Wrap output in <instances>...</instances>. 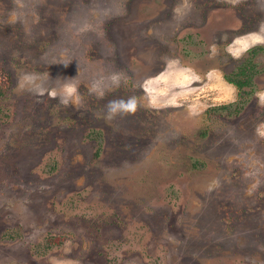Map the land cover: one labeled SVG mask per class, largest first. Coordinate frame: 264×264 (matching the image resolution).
Instances as JSON below:
<instances>
[{
	"label": "rangeland",
	"instance_id": "obj_1",
	"mask_svg": "<svg viewBox=\"0 0 264 264\" xmlns=\"http://www.w3.org/2000/svg\"><path fill=\"white\" fill-rule=\"evenodd\" d=\"M263 110L264 0H0V264H264Z\"/></svg>",
	"mask_w": 264,
	"mask_h": 264
},
{
	"label": "flooded vegetation",
	"instance_id": "obj_2",
	"mask_svg": "<svg viewBox=\"0 0 264 264\" xmlns=\"http://www.w3.org/2000/svg\"><path fill=\"white\" fill-rule=\"evenodd\" d=\"M239 74L245 77V78L242 79V80H243V81L245 80L246 82H244V84H243V85H240V86H238L235 82H233V84H234L237 88H240V90H242V88H243V93H244L245 90H249V89H250L251 84L248 82V80H247V79H248V75H246L245 72H242V70H240ZM240 81H241V80H240ZM247 103L249 104V102H247ZM240 104L243 105V107H244L245 110H246L247 105H245L244 101L241 102ZM224 105L227 107L226 109H227L228 111H229V109L234 108V107H231V106L226 105V104H224ZM263 111H264V110H263Z\"/></svg>",
	"mask_w": 264,
	"mask_h": 264
},
{
	"label": "trees",
	"instance_id": "obj_3",
	"mask_svg": "<svg viewBox=\"0 0 264 264\" xmlns=\"http://www.w3.org/2000/svg\"><path fill=\"white\" fill-rule=\"evenodd\" d=\"M242 72H244V70L242 71ZM244 82H246L245 80L243 81V80H238V81H235V83L238 85V86H240V85H243L244 84Z\"/></svg>",
	"mask_w": 264,
	"mask_h": 264
},
{
	"label": "clouds",
	"instance_id": "obj_4",
	"mask_svg": "<svg viewBox=\"0 0 264 264\" xmlns=\"http://www.w3.org/2000/svg\"><path fill=\"white\" fill-rule=\"evenodd\" d=\"M120 103H122V102H120ZM129 107H131V104L129 105ZM111 111H115V107L114 106L111 108Z\"/></svg>",
	"mask_w": 264,
	"mask_h": 264
}]
</instances>
